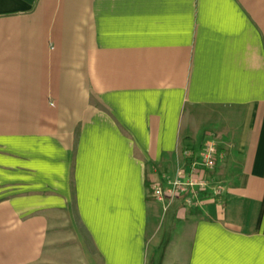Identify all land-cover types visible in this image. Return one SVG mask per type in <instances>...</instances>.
<instances>
[{
  "label": "crops",
  "instance_id": "1",
  "mask_svg": "<svg viewBox=\"0 0 264 264\" xmlns=\"http://www.w3.org/2000/svg\"><path fill=\"white\" fill-rule=\"evenodd\" d=\"M0 264H264V0H0Z\"/></svg>",
  "mask_w": 264,
  "mask_h": 264
},
{
  "label": "built area",
  "instance_id": "2",
  "mask_svg": "<svg viewBox=\"0 0 264 264\" xmlns=\"http://www.w3.org/2000/svg\"><path fill=\"white\" fill-rule=\"evenodd\" d=\"M173 176H167V186L163 182H154L153 196L158 201L167 198L183 197L188 204L200 202L201 195L208 193L211 198L219 199L225 186L216 181L210 172L218 165L220 151L214 138L207 140L200 151L186 149ZM188 160V161H186Z\"/></svg>",
  "mask_w": 264,
  "mask_h": 264
},
{
  "label": "rangeland",
  "instance_id": "3",
  "mask_svg": "<svg viewBox=\"0 0 264 264\" xmlns=\"http://www.w3.org/2000/svg\"><path fill=\"white\" fill-rule=\"evenodd\" d=\"M179 164V163H178ZM176 172V171H175ZM177 198V197H176ZM174 199V198H173ZM184 199V198H183ZM175 200V199H174ZM174 200H172V198H167V199H165L164 201H158V200H156L155 199V201H154V205L156 206L155 208H156V212H164V214L166 213V212H168V210L171 208V206H172V204L174 203ZM185 205L187 206V207H189V208H197V207H203L204 206V200L202 199V200H200V202H197V201H195V202H191L190 204H188V203H186L185 202ZM177 206V205H176ZM184 209V208H183ZM182 209V214H180L179 216H181L182 218H185L186 217V213H187V211L186 210H189V209H184L183 210Z\"/></svg>",
  "mask_w": 264,
  "mask_h": 264
},
{
  "label": "trees",
  "instance_id": "4",
  "mask_svg": "<svg viewBox=\"0 0 264 264\" xmlns=\"http://www.w3.org/2000/svg\"><path fill=\"white\" fill-rule=\"evenodd\" d=\"M186 161H188V160H186ZM147 187L149 189V199H155V197L153 196V193H154V182H151V181L147 180ZM201 196H202L201 199H203V200L206 199V198H210L211 197L206 192L203 193Z\"/></svg>",
  "mask_w": 264,
  "mask_h": 264
}]
</instances>
